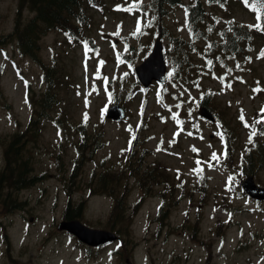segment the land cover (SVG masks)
Here are the masks:
<instances>
[{
	"label": "rangeland",
	"instance_id": "rangeland-1",
	"mask_svg": "<svg viewBox=\"0 0 264 264\" xmlns=\"http://www.w3.org/2000/svg\"><path fill=\"white\" fill-rule=\"evenodd\" d=\"M253 5L208 6L210 30L243 25L250 32L245 43L226 51L217 33L214 45L187 46L180 59L189 65L173 70L171 38L192 42L184 6L162 14L152 0H84L77 30L42 34L33 57L7 37L17 15L23 23L31 10L20 0H0V173L9 138L20 134L38 177L10 195L0 184V201L7 197L0 205V264H264V202L241 187L248 151L261 163L255 178L264 185V32L255 27L264 14ZM161 36L169 77L145 89L135 67ZM204 97L215 121L200 116ZM114 100L127 109L124 121L105 118ZM77 129L85 130L84 143ZM93 138L99 146L87 157ZM105 171L128 187L123 211L111 221L115 199L97 188ZM70 196L84 201V222L104 229L112 223L123 244L97 249L59 231Z\"/></svg>",
	"mask_w": 264,
	"mask_h": 264
},
{
	"label": "trees",
	"instance_id": "trees-1",
	"mask_svg": "<svg viewBox=\"0 0 264 264\" xmlns=\"http://www.w3.org/2000/svg\"><path fill=\"white\" fill-rule=\"evenodd\" d=\"M24 1L25 0H21L20 6ZM89 1L91 2L94 0ZM181 1L182 0H156L154 5L159 7V5L166 4L173 7L176 6V4H181ZM254 2V9H261L258 0H254ZM29 4L30 8L36 11L37 17L21 29L17 26L16 34L20 42V48L24 52L30 54L35 53L36 40L39 32L42 33L43 31L45 32L46 30L56 28L57 26L64 30L70 29L74 32L77 30L76 28L79 27L77 23L84 21V9L79 0H31ZM206 13L207 10L202 0H192L190 5H188V27L192 33H196L195 37L197 39H206L213 33L209 27H203L208 21V18L205 16ZM72 23H74V27L72 26ZM230 28L231 33L229 35L223 34L226 37L225 43L227 46H231L232 49H236L249 32L236 25H231ZM176 47L178 50L177 53L182 54V45L177 43ZM192 47L193 46L191 45L190 48ZM179 64L180 63L173 62L174 70L178 69ZM49 101L50 99L48 96L43 102V106L48 105ZM21 137L22 135L15 134L13 140L8 144L6 149L8 170H5L3 178L6 182H13L12 189L14 192L21 191V189L26 188L35 181V176H31L32 166L30 165L29 160L25 158L24 149L26 137H24V139ZM249 171L247 170L248 173ZM251 173H253V170ZM103 179L104 178L101 177V182L103 183L101 184V189L106 190V182L104 183ZM84 209V203L80 202L77 205H73L72 202H70L64 210V219H80L84 216ZM115 215L119 217L120 211H114L113 216Z\"/></svg>",
	"mask_w": 264,
	"mask_h": 264
},
{
	"label": "water",
	"instance_id": "water-1",
	"mask_svg": "<svg viewBox=\"0 0 264 264\" xmlns=\"http://www.w3.org/2000/svg\"><path fill=\"white\" fill-rule=\"evenodd\" d=\"M136 72L140 81L146 87H148L154 79L161 83L165 82L166 64L161 42H156L153 52L136 68ZM202 114L207 118L213 119V116L207 109H203ZM124 115V110L118 105L110 108L107 113V117L113 119H121ZM243 187L251 197L264 200V187L256 185L253 176H249L244 181ZM59 229L67 230L77 235L81 241L90 245H101L116 239V235L113 233L105 230L92 229L78 220L63 221L60 223Z\"/></svg>",
	"mask_w": 264,
	"mask_h": 264
},
{
	"label": "snow or ice",
	"instance_id": "snow-or-ice-1",
	"mask_svg": "<svg viewBox=\"0 0 264 264\" xmlns=\"http://www.w3.org/2000/svg\"><path fill=\"white\" fill-rule=\"evenodd\" d=\"M140 2H142V0H140ZM245 2L247 3L248 2V0H245ZM258 4L260 5V7H261V9L262 10H264V0H258ZM125 10H129V9H125ZM258 19H260V17H258ZM140 23V21L138 20V24ZM250 27H252V26H250ZM256 27V29L258 30V31H262V32H264V24H258V25H256L255 26ZM261 57L262 58H264V51H262L261 52ZM101 63H103V62H101ZM237 67H239V65H237ZM229 87H230V85H229ZM262 111H264V110H262ZM175 118V117H174ZM247 126V125H246ZM213 159H219V157H217V155L214 153L213 154V157H212ZM197 163L199 164V163H201L200 161H197ZM200 171H202V169L200 170Z\"/></svg>",
	"mask_w": 264,
	"mask_h": 264
},
{
	"label": "flooded vegetation",
	"instance_id": "flooded-vegetation-1",
	"mask_svg": "<svg viewBox=\"0 0 264 264\" xmlns=\"http://www.w3.org/2000/svg\"><path fill=\"white\" fill-rule=\"evenodd\" d=\"M123 192H124V190H123Z\"/></svg>",
	"mask_w": 264,
	"mask_h": 264
}]
</instances>
